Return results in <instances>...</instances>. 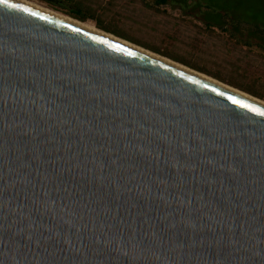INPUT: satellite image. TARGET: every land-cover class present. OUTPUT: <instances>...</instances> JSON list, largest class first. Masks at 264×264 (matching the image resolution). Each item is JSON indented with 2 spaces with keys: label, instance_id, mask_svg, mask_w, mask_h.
<instances>
[{
  "label": "water",
  "instance_id": "95a60500",
  "mask_svg": "<svg viewBox=\"0 0 264 264\" xmlns=\"http://www.w3.org/2000/svg\"><path fill=\"white\" fill-rule=\"evenodd\" d=\"M262 113L8 0L0 264H264Z\"/></svg>",
  "mask_w": 264,
  "mask_h": 264
},
{
  "label": "rangeland",
  "instance_id": "374dc122",
  "mask_svg": "<svg viewBox=\"0 0 264 264\" xmlns=\"http://www.w3.org/2000/svg\"><path fill=\"white\" fill-rule=\"evenodd\" d=\"M28 1L264 102V55L257 47L245 49L228 33L213 29L215 23L207 26V16L213 14L209 5L222 7L223 0H171L166 6L154 0Z\"/></svg>",
  "mask_w": 264,
  "mask_h": 264
},
{
  "label": "trees",
  "instance_id": "16d2710c",
  "mask_svg": "<svg viewBox=\"0 0 264 264\" xmlns=\"http://www.w3.org/2000/svg\"><path fill=\"white\" fill-rule=\"evenodd\" d=\"M170 1L171 0H154L155 4L158 6H166L169 4ZM179 2L185 3L184 0H179ZM222 5V7H220L219 5H209V7L213 9V14L207 16V26L211 25L212 23H220L223 25L232 24L234 23V19H237L235 22H237L238 25H242L243 23L238 21V18L241 16H245L246 14H248V11H250L251 15L254 18V20L252 21V32L261 34L263 30L261 29L260 20H256V18H260L263 15V7L261 0H223ZM73 19L84 23V21L79 20L77 18ZM90 26L95 27L93 25Z\"/></svg>",
  "mask_w": 264,
  "mask_h": 264
},
{
  "label": "bare ground",
  "instance_id": "6f19581e",
  "mask_svg": "<svg viewBox=\"0 0 264 264\" xmlns=\"http://www.w3.org/2000/svg\"><path fill=\"white\" fill-rule=\"evenodd\" d=\"M14 1H17V2L22 3L24 5H27V6L31 7V8H33V9H36L38 11H41V12L45 13V14H48V15H51V16L56 17L58 19H61L63 21H66L68 23H72V24H74V25H76V26H78V27H80V28H82L84 30H87V31H89V32H91L93 34L100 35L102 37L108 38V39H110L112 41H115V42L120 43L122 45H125V46H127V47H129L131 49H134V50H136V51H138L140 53H143L145 55L151 56V57H153L155 59H158L160 61H163L165 63H168V64H170V65H172V66H174L176 68H179V69L184 70V71H186V72H188L190 74H193V75H196L198 77H201V78L207 80L210 83H213L215 85H218L220 87H223L225 89H228V90H230V91H232V92H234V93H236V94H238L240 96H243V97H245L247 99H250V100L254 101L255 103H258V104L264 106V102H262L261 100H258L257 98H254V97L249 96V95H247V94H245V93H243V92H241L239 90H236L234 88H231L229 86H226L225 84H223V83H221V82H219L217 80H214V79H212V78H210L208 76H205V75H202L200 73L194 72V71H192V70H190V69H188V68H186L184 66H181V65H179V64H177V63H175V62H173V61H171L169 59L160 57V56H158V55H156V54H154V53H152V52H150L148 50H145V49H143V48H141L139 46H136L134 44H131V43H129L127 41H124V40H122L120 38H117V37H115V36H113L111 34H108V33H105L103 31H100V30H98L96 28L90 27V26H88L86 24H83L81 22H78V21H76V20H74L72 18L66 17V16L61 15V14H59L57 12L52 11V10H49V9H45L43 7H40L37 4L32 3V2H30L28 0H14Z\"/></svg>",
  "mask_w": 264,
  "mask_h": 264
},
{
  "label": "flooded vegetation",
  "instance_id": "af4514ba",
  "mask_svg": "<svg viewBox=\"0 0 264 264\" xmlns=\"http://www.w3.org/2000/svg\"><path fill=\"white\" fill-rule=\"evenodd\" d=\"M263 7V15L256 20H260L261 29L263 30L261 34L252 32V21L254 20L250 11L245 16L238 18V21L243 23L238 25L234 19L232 24H220L216 26L218 32H223L228 35L230 38H236L235 42L239 43L243 48L252 50L253 47H257L258 51L264 55V0H261Z\"/></svg>",
  "mask_w": 264,
  "mask_h": 264
},
{
  "label": "snow or ice",
  "instance_id": "6c2138e0",
  "mask_svg": "<svg viewBox=\"0 0 264 264\" xmlns=\"http://www.w3.org/2000/svg\"><path fill=\"white\" fill-rule=\"evenodd\" d=\"M8 3V0H0V5H4V4H7ZM11 7H15L16 5H10ZM264 114V113H262Z\"/></svg>",
  "mask_w": 264,
  "mask_h": 264
},
{
  "label": "crops",
  "instance_id": "0c3cea01",
  "mask_svg": "<svg viewBox=\"0 0 264 264\" xmlns=\"http://www.w3.org/2000/svg\"><path fill=\"white\" fill-rule=\"evenodd\" d=\"M212 25H214V24H212ZM218 24H216V25H214V28L213 29H216V26H217ZM236 38H234V40H235ZM240 45V44H239ZM263 55V54H262ZM232 87V86H231ZM245 92V91H244ZM245 93H247V94H250V93H248V92H245ZM250 95H252V94H250ZM253 96V95H252ZM257 98V97H256Z\"/></svg>",
  "mask_w": 264,
  "mask_h": 264
}]
</instances>
